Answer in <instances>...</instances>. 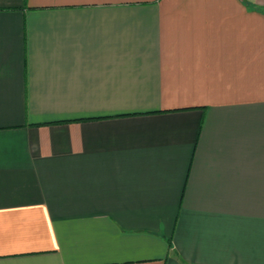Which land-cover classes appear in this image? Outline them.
Here are the masks:
<instances>
[{"label":"crops","instance_id":"obj_1","mask_svg":"<svg viewBox=\"0 0 264 264\" xmlns=\"http://www.w3.org/2000/svg\"><path fill=\"white\" fill-rule=\"evenodd\" d=\"M0 264H264V0H0Z\"/></svg>","mask_w":264,"mask_h":264}]
</instances>
